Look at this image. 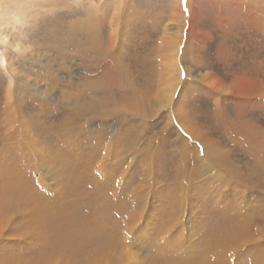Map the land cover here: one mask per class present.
I'll return each mask as SVG.
<instances>
[{
  "label": "rangeland",
  "instance_id": "374dc122",
  "mask_svg": "<svg viewBox=\"0 0 264 264\" xmlns=\"http://www.w3.org/2000/svg\"><path fill=\"white\" fill-rule=\"evenodd\" d=\"M126 1L0 0V264H264V0Z\"/></svg>",
  "mask_w": 264,
  "mask_h": 264
},
{
  "label": "bare ground",
  "instance_id": "6f19581e",
  "mask_svg": "<svg viewBox=\"0 0 264 264\" xmlns=\"http://www.w3.org/2000/svg\"><path fill=\"white\" fill-rule=\"evenodd\" d=\"M100 1V0H99ZM115 1V5H116V7L115 8H117L118 7V4H122L123 3V1H126V0H114ZM235 1H238L239 2V0H235ZM127 2V1H126ZM242 2V1H241ZM118 3V4H117ZM250 3V2H249ZM97 4V3H96ZM99 4V3H98ZM120 4V5H121ZM184 4H185V2H184ZM186 5V4H185ZM196 5V4H195ZM123 6V5H122ZM130 7V6H129ZM123 8H125V7H123ZM118 9V8H117ZM178 9V8H177ZM142 13V12H141ZM118 14V13H117ZM175 14H177V13H175ZM190 14V13H189ZM192 14V13H191ZM93 17V16H92ZM94 18V17H93ZM93 18H91V16L89 15V17H87V20L85 19V21L82 23V25L83 26H86L87 24H88V22H89V24H90V22H91V19L93 20ZM184 19V18H183ZM193 19V18H192ZM118 22L119 21H117L116 19H113V23H112V28H113V36L119 31V30H117L116 28L118 27ZM121 22V21H120ZM83 26H82V28H83ZM192 26V25H191ZM89 27V26H88ZM92 27V26H91ZM120 27V26H119ZM79 28H81V24H80V27ZM84 29V28H83ZM86 30H88V29H86ZM92 30V29H91ZM116 32V33H115ZM121 32V31H120ZM122 33V32H121ZM90 38V37H89ZM79 39V38H78ZM86 41H89V40H86ZM90 41H92V40H90ZM99 42V41H98ZM98 42H94V41H92V42H90V45H91V48H97V47H100V44L98 43ZM163 48V47H162ZM10 97V96H9ZM17 125H18V123H17ZM4 126V125H3ZM19 126V125H18ZM23 127V126H22ZM20 131V130H19ZM5 205V204H4ZM69 216V215H68ZM71 216V215H70ZM73 216V215H72Z\"/></svg>",
  "mask_w": 264,
  "mask_h": 264
}]
</instances>
